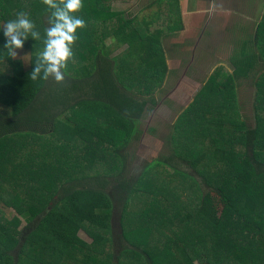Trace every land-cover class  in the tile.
Returning a JSON list of instances; mask_svg holds the SVG:
<instances>
[{
	"label": "trees",
	"instance_id": "16d2710c",
	"mask_svg": "<svg viewBox=\"0 0 264 264\" xmlns=\"http://www.w3.org/2000/svg\"><path fill=\"white\" fill-rule=\"evenodd\" d=\"M135 1L83 0L79 15L86 27L77 34L84 42L76 41L66 72L78 86L93 82L94 96L64 100L54 112L36 105L49 80L30 79L49 13L41 0H0V54L5 51L2 26L20 10L29 13L41 34L40 41L29 38L18 50L31 53L29 69L21 58L0 59V103L8 110L0 115V207L7 216L0 210V264H195V247L214 251L204 259L197 255L202 264H264V17L252 35L258 52L250 41L235 49V73L223 66L216 70L197 98V114L191 109L175 124L173 137L181 149L174 147L145 166L137 180L127 179L122 153L139 138L138 124L149 102L145 94L154 95L168 72L165 32H152V25L172 29L175 23L174 30H183L175 18L181 17L180 7L178 15L172 14L169 0L158 3L161 13L152 24L111 10L116 3ZM109 36L126 46L118 61L109 60L104 43ZM256 71L257 125L251 127L240 117L237 82ZM143 83L146 89L139 88ZM75 151H83L81 159ZM207 163L213 166L205 174ZM40 165L47 167L43 179L36 170ZM154 165L178 186L164 190L150 174ZM209 174H215L219 187L211 186ZM185 183L198 187L201 196L194 202L175 192ZM109 187L120 191L122 205V232L116 239ZM132 204L138 208L132 210ZM244 217L245 229L255 238L226 239V229L244 226ZM175 220L181 236L176 233L173 240L167 224ZM82 231L91 242L80 236ZM192 236L197 241L192 243Z\"/></svg>",
	"mask_w": 264,
	"mask_h": 264
},
{
	"label": "rangeland",
	"instance_id": "374dc122",
	"mask_svg": "<svg viewBox=\"0 0 264 264\" xmlns=\"http://www.w3.org/2000/svg\"><path fill=\"white\" fill-rule=\"evenodd\" d=\"M256 1H258V4L260 1L261 3L264 2V0H256ZM159 2L160 0H139V1H135L132 4L116 3L112 6L111 10L112 12L123 13L125 18L126 19L128 18L127 20L135 19L138 24H143L145 22L150 24L152 21L153 22L155 21L156 16L158 15L160 9L158 5ZM227 6L232 7V4L228 3ZM258 6H259V10L261 11L264 10V4ZM188 20L191 21L192 18L189 17ZM156 27L157 26H155L154 24L152 25L151 28L152 32L156 30ZM96 29L97 28H95L94 30ZM77 35L79 39L80 32ZM88 35H94V34H88ZM193 35L194 34H192V37ZM252 35L253 34H250V36L247 38V34H245L246 36L245 40H249L251 42V45H253L252 47L255 49L256 52H258V48L255 47V39H253L254 37H252ZM99 36L101 37L104 35L99 33L97 37ZM180 36L181 34L163 35L162 43L164 42V48L167 50L166 61L167 63L169 62L167 64L169 66L168 72L162 86L158 87L154 91V95H151L150 93L149 95L145 94L147 95L146 98L149 100V102L143 114V118L140 120L138 124L139 138L138 140H135L132 143H130L127 149H125V151L122 153V155H125L127 158V170L124 173L125 176L124 178L127 179L131 178L137 180L142 176V172L145 166L150 165V163H152L154 160L162 159L163 156L165 157V155L169 154L170 151H173L175 149L174 147L180 148V146L179 147L177 146L176 144L177 141L173 137L174 135L173 130L175 129V124L184 117H187V114L190 113L191 109H193L192 115L195 114L196 111L194 108H196L195 104L198 96L202 93L205 86L209 83L210 79L215 74L216 70H218L219 67L222 66V64H225L223 65V67H227V69L231 73L234 74L236 71L231 62V58L235 54V49L241 47V45L240 46H237L236 44L230 45L229 42L226 48L225 47L223 48L220 44L222 43L226 44L227 42L224 37V34L222 37H218L217 39H215L214 36L209 35L206 42L203 40L204 43H206L207 45L209 44L211 45L212 48L208 50H205L206 45L205 47L202 46L204 43L203 44L198 43L201 39L199 37H195V38L193 37V40L190 42L188 48L184 47L187 45L185 44L182 45V43L179 42V38L181 39ZM206 36L204 35V39ZM241 36L242 35H240V37ZM175 39H177V41H174ZM79 40L80 42L81 41L84 42V40L82 39ZM104 43L106 44L109 52V60L113 59L115 61L116 60L118 61V59H120L126 52V46L123 47L118 46L114 36L107 37ZM38 44L44 45L43 41L42 42L40 41V43ZM181 46H183L184 49H182ZM228 46H235V47L231 49V47ZM18 53L19 55L17 59L21 58L25 64L26 69H29L31 53L30 52H28V54L27 52L25 53L18 52ZM36 53L39 54L40 51H36ZM261 69L264 70V68ZM257 72L258 71L254 72L255 74H252L251 77L247 79L241 78L237 82V87L241 102L240 117L243 120V122L248 123L251 127H255L257 125V121H256L257 110L255 109L256 96L258 93L257 87L255 86V79L257 78L256 76ZM71 78H72L71 74L66 72L64 84H56L54 80L50 77L48 83L46 84V89L41 92L40 96L36 101L37 107L41 108L43 105H45L46 107L52 109L54 112H58L60 111L61 108L60 105L63 103L64 100L67 99L76 100L79 99L80 97L87 98L94 96V92L92 88L93 82L87 84L88 81L84 80L82 81L81 86H78L77 84L74 83L75 81ZM145 84L146 83L140 84L139 88L144 87L146 89L147 86ZM7 112L8 110L6 106L0 103V115L7 116ZM242 120H239V122H242ZM260 126H264V124H260ZM187 144H180V145H187ZM75 153L77 155H81L78 156V159L82 158L83 151L80 152L75 151ZM109 163L111 166V162ZM210 165L213 166L211 163L205 164L206 168L205 170H203L205 174H208L207 169H209ZM105 167L107 166H104L103 168ZM120 168L121 165H119V169ZM119 169L116 172H110V174H117L119 172ZM150 169H152L150 172L151 176L159 180V184H163L164 190L166 191L173 190L178 186V184L174 181V179L170 178V175L167 171L158 168L157 165L156 166L154 165ZM213 169L219 170L220 168L214 167ZM36 170L38 172V177L43 179L44 174H46L47 172V167L42 165L36 166ZM87 174L95 175L94 173L91 172ZM191 174L193 173L191 172ZM218 174H220V172H218ZM193 175L196 178H200V175L199 176H197L196 174ZM214 175L215 174L208 175L211 186L219 187L217 185H221V184L218 183V179L215 178ZM209 189L208 192H210ZM108 191L111 192V196L114 200L112 229L114 231L115 239H116L120 237L122 232L121 229L122 205L120 204L121 199L119 198L120 191L117 190V188L115 187L113 188L109 187ZM175 192L178 193L182 199L192 202H194L198 196H201V194H199L198 187L195 183H192V185H190L189 183L187 184L185 183V187L178 188L175 190ZM212 200L215 201L214 197ZM137 208H138L137 206L133 207L132 204V210L133 209L136 210ZM1 209L3 210L2 207H0V210ZM174 222L177 223L167 224L168 235L173 240L176 239L175 237L176 233H178L181 236V231L177 230V228H180L181 230L180 227L181 225H179L180 224L179 221L175 220ZM241 222L244 223V226L235 225L233 227L229 226L226 229L227 231L226 239L236 238L238 243H243L241 241H243L245 238H248V240L249 238L250 239L255 238L254 232L245 229V227H247V224L245 223L247 222L245 217L241 219ZM182 224H184V222H182ZM254 224L255 227H257V223L255 222ZM80 236L87 242H91L90 236L87 235L84 231L80 233ZM195 237L197 239L201 238L200 235H195ZM195 237L192 236L190 238V240H192V243L193 240L197 241ZM160 240H164V238H161ZM222 241H224V239H222ZM115 244H117V242H115ZM158 245L161 246V242H159ZM201 247L203 246L201 245ZM198 248L195 247L196 251L191 254L192 257L194 258L195 264H202V262L199 261L197 255L203 259L207 256L214 255V251L212 250V248L210 250H205L204 248H199V249ZM189 252L191 253L190 250Z\"/></svg>",
	"mask_w": 264,
	"mask_h": 264
},
{
	"label": "clouds",
	"instance_id": "9594fccd",
	"mask_svg": "<svg viewBox=\"0 0 264 264\" xmlns=\"http://www.w3.org/2000/svg\"><path fill=\"white\" fill-rule=\"evenodd\" d=\"M48 15V25L43 40V50L38 54L30 79L47 81L51 77L56 84H64L69 62L74 60L73 46L78 40V30L86 27L79 13L83 0H41ZM5 43L4 56L15 60L26 40H41V34L30 19L29 13L20 10L15 18L2 26Z\"/></svg>",
	"mask_w": 264,
	"mask_h": 264
},
{
	"label": "crops",
	"instance_id": "0c3cea01",
	"mask_svg": "<svg viewBox=\"0 0 264 264\" xmlns=\"http://www.w3.org/2000/svg\"><path fill=\"white\" fill-rule=\"evenodd\" d=\"M228 3L232 4V7H228ZM168 4L173 9L172 14L175 15H178V12L176 13L175 8L179 5L181 23L179 22L180 19H178L177 16L175 18L177 20L176 22L183 26V30H174L173 27L175 23L171 25L172 29H168L167 27L159 28L158 26L156 29L158 28L163 30L165 34H181V39L179 38V42L182 43V45H187L184 46L187 48L190 45V42L193 40V37L201 38L198 43L203 44L204 41H207L209 35L214 36V38L217 39L218 37H222L223 34L227 41L226 44H220L223 48H226L229 42L234 41L237 46H242L245 41H249L245 40V34H247L248 38L250 34L255 36V34L258 33L264 17V10H259L258 6L264 4V2L261 3L260 1L258 4V1L256 0H169ZM159 12L158 15L161 13ZM172 16L174 18V15ZM189 17L192 18L191 21L188 20ZM192 34H194L193 37ZM204 35L206 36L205 39ZM240 35L242 36L240 37ZM174 41H177V39ZM229 44L232 45V43ZM205 45V50L212 48L210 44L207 45L206 43H204L202 46L205 47ZM181 47L184 49L183 46ZM228 47H231V49L234 48L232 46ZM164 52L166 55L167 50L165 48ZM223 65L225 64H222V66Z\"/></svg>",
	"mask_w": 264,
	"mask_h": 264
}]
</instances>
